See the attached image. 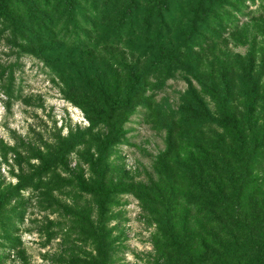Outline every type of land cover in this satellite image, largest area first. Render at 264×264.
<instances>
[{
	"label": "rangeland",
	"instance_id": "1",
	"mask_svg": "<svg viewBox=\"0 0 264 264\" xmlns=\"http://www.w3.org/2000/svg\"><path fill=\"white\" fill-rule=\"evenodd\" d=\"M232 9H218L223 24L207 28L187 72L151 80L132 115L111 123L59 75L51 53L33 52L0 23V264H184L162 252L152 203L170 195L166 153L184 163L190 142L201 144V125L184 112L190 84L214 120L220 74L253 62L263 99L251 115L264 123V0ZM108 51L105 62L121 76L119 64L136 61ZM116 123L121 137L109 146Z\"/></svg>",
	"mask_w": 264,
	"mask_h": 264
},
{
	"label": "trees",
	"instance_id": "2",
	"mask_svg": "<svg viewBox=\"0 0 264 264\" xmlns=\"http://www.w3.org/2000/svg\"><path fill=\"white\" fill-rule=\"evenodd\" d=\"M246 1L0 0V23L33 52L51 53L46 58L59 75H69L71 87L98 103L99 116L111 123L117 114L132 115L151 80L187 72L207 28L223 24L218 9L237 12ZM119 48L136 58L119 64L124 76L103 55ZM253 73L251 62L236 75L220 74L222 88L211 97L222 110L214 120L191 84L186 92L184 112L201 125V144L190 142L184 163L166 153L170 195L152 203L162 252L184 264H264V123L257 126L251 115L263 95ZM116 125L109 146L121 137Z\"/></svg>",
	"mask_w": 264,
	"mask_h": 264
}]
</instances>
